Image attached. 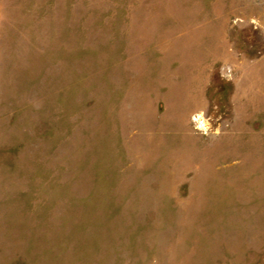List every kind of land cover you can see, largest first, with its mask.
I'll return each instance as SVG.
<instances>
[{
  "label": "rangeland",
  "instance_id": "rangeland-1",
  "mask_svg": "<svg viewBox=\"0 0 264 264\" xmlns=\"http://www.w3.org/2000/svg\"><path fill=\"white\" fill-rule=\"evenodd\" d=\"M0 264H264V0H0Z\"/></svg>",
  "mask_w": 264,
  "mask_h": 264
}]
</instances>
